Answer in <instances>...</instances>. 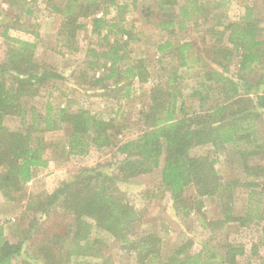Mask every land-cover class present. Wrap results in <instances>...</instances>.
I'll use <instances>...</instances> for the list:
<instances>
[{"label": "trees", "instance_id": "trees-1", "mask_svg": "<svg viewBox=\"0 0 264 264\" xmlns=\"http://www.w3.org/2000/svg\"><path fill=\"white\" fill-rule=\"evenodd\" d=\"M42 1L61 19L56 34L61 49L77 52V35L87 29L83 19L89 20L91 34L108 42L106 48L88 50L96 59L88 66L103 67V72L86 84L115 103L114 117L131 100L133 82L151 76L144 59L122 64L121 50L135 30L126 26L128 13L138 11L162 34L155 62L165 75L153 77L147 101L137 107L141 129L124 140L125 126L118 129L114 119L75 108L77 101L54 105L48 92L39 108L33 100L63 78L36 60V25L21 21L33 14L31 4L37 0L1 1L5 12L17 14L0 32L7 42L0 57V196L4 203H24L22 216L12 225L16 239L10 241L0 226V264H109L102 251L118 244L135 264H239L244 247L220 240L222 230L230 222L242 227L264 223V25L254 16V6L245 5L231 20V0ZM113 6L115 16L108 19ZM11 28L35 41L10 37ZM180 33L193 37L176 42ZM187 71H192L193 83L185 93ZM186 99L194 103L193 110ZM7 116L18 120L16 128L4 124ZM56 131L65 140L46 144L42 135ZM199 148L213 151L194 153ZM91 151L106 152L108 158L83 167L51 192L25 193L38 169ZM218 162L230 171L228 179L222 178ZM154 171L158 184L141 187L139 193L149 200L153 188L161 189L176 215L188 217L193 209L201 211L203 199H215L221 218L202 223L211 233L198 252L186 240L164 259L158 231L136 232L141 216L126 200L134 188L130 183ZM241 187L247 191L246 209L236 215L234 195ZM52 214L66 217L69 224L33 238Z\"/></svg>", "mask_w": 264, "mask_h": 264}, {"label": "rangeland", "instance_id": "rangeland-1", "mask_svg": "<svg viewBox=\"0 0 264 264\" xmlns=\"http://www.w3.org/2000/svg\"><path fill=\"white\" fill-rule=\"evenodd\" d=\"M0 0V32L4 25L11 17L17 14V11H4L5 5ZM108 1V0H106ZM115 3H129L131 0H114ZM29 3V2H28ZM245 5L254 6V16L261 20L264 25V0H231L228 6V16L231 20H236L243 13ZM33 14L29 17L24 16L21 21L28 27H33L39 35L37 40V48L35 50L36 60L46 63L54 72L61 75L63 79L51 82L46 92H42L32 102L33 105L42 108L48 98L54 105L63 104L65 99L77 101L76 107H84L93 114H99L103 117L114 119L117 126H125V131L120 139L124 140L135 136L141 129L137 125V107L139 104L147 101L149 89L155 80L153 77L165 75L162 68L156 64L157 54L155 44L161 39V33L157 32L148 23H145L143 17L135 11L126 15V26L134 25L133 38L122 48L124 58L122 64H128L135 59H144L147 69L150 72V77L146 82H133L132 98L129 102L122 104L120 113L114 117L111 114L112 110L117 109L115 103L107 98L98 96L95 91L88 88L86 82L92 76H100L103 72V67L94 66L93 69L88 66V63L95 61L88 50L94 48H106L108 42L101 41L102 36L93 35L90 33L88 26L89 20L83 19L82 22L87 25V29L81 31L77 35V52L70 53L61 49V43L57 39V31L59 29L60 17L52 13L44 1L37 0L35 5L31 4ZM7 15L8 18H5ZM115 16L114 6L111 14L107 15L108 19ZM31 24V25H30ZM10 37L21 40L35 41L30 34H26L11 28L8 32ZM191 33L178 34L176 42L183 39H192ZM7 49V42H4L0 37V57L3 56ZM234 66L232 67V70ZM183 81L184 92H189L193 83L191 76L192 71L185 72ZM84 74L87 76L84 77ZM158 79V78H157ZM98 93V92H97ZM31 102V101H30ZM185 103L191 110L193 102L186 99ZM191 113V112H190ZM4 124L14 129L18 126V120L15 117H5ZM120 129V126L118 127ZM264 135V128L262 131ZM44 142L47 144L54 143L59 140H65L64 134L60 131L48 132L43 135ZM213 151L211 148L195 149L194 153L200 155L207 151ZM108 153H99L91 151L84 157H71L64 164L51 162L47 169H38L34 172L31 181L25 186V193L51 192L58 183L62 180L70 178L83 167H91L94 164L106 160ZM219 159H222L219 156ZM218 169L223 173L222 178L228 179L230 171L222 162H218ZM158 172L154 171L149 175L131 180L133 189H129L126 200H128L138 211L141 216V221L136 224V232H159L161 237V250L164 259H168L173 251L184 241H192L191 251L196 253L200 250L202 242L206 241L210 236L207 228L202 227V223L211 220L220 219L219 209L216 207L214 198L203 199V206L200 212L193 209L188 217L176 215L172 209V204L168 194L161 189H154L152 199H145L139 191L145 187H153L158 184ZM126 186V185H125ZM129 187L130 186H126ZM142 187V188H141ZM192 190H189L190 193ZM247 191L244 188L235 190V214L243 215L246 209ZM2 201V197L0 196ZM0 203V226L4 229V235L10 240L16 239L12 236V225L23 214L22 204ZM44 222V226L39 230L33 238H38L41 235H50L63 230L70 220L58 214H52ZM221 238V237H220ZM228 240L233 243L241 244L244 247V254L238 258L239 264H264V223H253L247 226H238V222H230L222 230V238L220 240ZM31 243V242H29ZM119 245V244H118ZM118 245H112L108 249L102 251L103 256L109 259V264H135L134 257L131 254L125 253L124 250L118 248ZM99 263L100 261H95Z\"/></svg>", "mask_w": 264, "mask_h": 264}, {"label": "crops", "instance_id": "crops-1", "mask_svg": "<svg viewBox=\"0 0 264 264\" xmlns=\"http://www.w3.org/2000/svg\"><path fill=\"white\" fill-rule=\"evenodd\" d=\"M0 203H2V204H3V203H4V201H3V200H2V201L0 200Z\"/></svg>", "mask_w": 264, "mask_h": 264}]
</instances>
